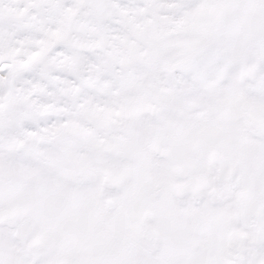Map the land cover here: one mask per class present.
I'll return each instance as SVG.
<instances>
[{"label":"snow or ice","instance_id":"1","mask_svg":"<svg viewBox=\"0 0 264 264\" xmlns=\"http://www.w3.org/2000/svg\"><path fill=\"white\" fill-rule=\"evenodd\" d=\"M0 264H264V0H0Z\"/></svg>","mask_w":264,"mask_h":264}]
</instances>
